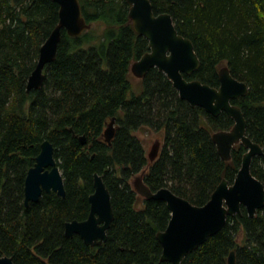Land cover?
<instances>
[{"label": "trees", "instance_id": "obj_1", "mask_svg": "<svg viewBox=\"0 0 264 264\" xmlns=\"http://www.w3.org/2000/svg\"><path fill=\"white\" fill-rule=\"evenodd\" d=\"M90 28L79 36L62 29L54 60L42 85L27 91L39 49L58 22L53 0H0V257L15 264H172L160 260L156 238L169 219L166 203L139 195L141 177L152 191L162 187L194 205L205 204L215 187L232 183L246 151L242 144L222 159L212 140L234 121L192 106L156 67L132 91V62L149 50L128 16L126 0H79ZM153 12L169 13L188 37L200 66L188 80L218 87V70L246 83L247 92L231 103L240 107L246 134L264 151V0H150ZM114 119L106 141L104 130ZM163 133L150 160L137 132ZM85 135L81 143L78 136ZM48 140L62 174L65 194L42 192L24 203V181ZM251 173L264 184V155L253 156ZM109 191L113 220L106 241L86 245L66 237L64 224L89 212L93 174ZM264 264V205L253 216L227 217L180 264Z\"/></svg>", "mask_w": 264, "mask_h": 264}, {"label": "water", "instance_id": "obj_2", "mask_svg": "<svg viewBox=\"0 0 264 264\" xmlns=\"http://www.w3.org/2000/svg\"><path fill=\"white\" fill-rule=\"evenodd\" d=\"M53 1L59 5L58 22L39 49L36 65L27 80V91L42 85L45 66L55 58L62 29L70 36H79L90 28L82 15L79 0ZM126 1L134 31L144 36L149 44V50L132 62L130 71L142 78L150 68L156 67L172 82L179 96L192 106H200L212 115L226 112L233 119V126L212 134V140L222 159L230 158L231 149L236 144L240 143L246 149L233 182L228 183L226 179H222L209 200L200 206L174 194L167 187L152 191L140 176L133 180V187L139 195L166 203L170 219L166 227L156 234L161 245L160 260L180 264L188 253L218 232L228 216L240 213L241 206L249 216L263 207L264 184L251 173L250 162L253 156L264 155V151L248 137L243 113L239 106L231 103L232 99H238L247 92L246 83L234 78L227 66L218 70V87L198 79H186L184 75H190L200 66L192 41L177 31L169 13L155 14L150 0ZM113 122L114 119L104 130L106 141H110L113 135ZM78 139L81 143L86 142L85 135L78 136ZM159 148L160 141H156L148 153L151 161L157 157ZM51 191L60 196L65 194L62 174L53 156V145L44 140L40 144L34 165L25 176L24 203L27 205L29 201L36 202L42 192ZM88 201L87 217L65 222L64 234L66 237L77 234L86 245L95 246L106 241V231L114 217L109 191L98 173L93 174V192ZM0 264L15 263L10 256L3 255L0 257ZM228 264H235L233 251L228 256Z\"/></svg>", "mask_w": 264, "mask_h": 264}, {"label": "rangeland", "instance_id": "obj_3", "mask_svg": "<svg viewBox=\"0 0 264 264\" xmlns=\"http://www.w3.org/2000/svg\"><path fill=\"white\" fill-rule=\"evenodd\" d=\"M129 79L132 82V91L135 94L140 93L141 92V85L138 84L139 77L135 76L132 72H130ZM136 134L141 139L147 154L149 153L152 145L156 141H160V146L162 144V138H163L162 131L161 132H153V131H150V130L144 128V129L139 130Z\"/></svg>", "mask_w": 264, "mask_h": 264}, {"label": "flooded vegetation", "instance_id": "obj_4", "mask_svg": "<svg viewBox=\"0 0 264 264\" xmlns=\"http://www.w3.org/2000/svg\"><path fill=\"white\" fill-rule=\"evenodd\" d=\"M160 149V148H159Z\"/></svg>", "mask_w": 264, "mask_h": 264}]
</instances>
